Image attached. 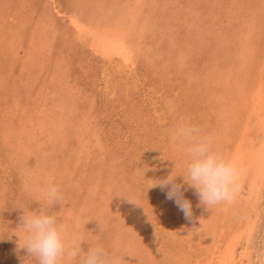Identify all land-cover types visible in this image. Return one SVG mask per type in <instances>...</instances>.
<instances>
[{
  "label": "rangeland",
  "instance_id": "1",
  "mask_svg": "<svg viewBox=\"0 0 264 264\" xmlns=\"http://www.w3.org/2000/svg\"><path fill=\"white\" fill-rule=\"evenodd\" d=\"M91 1L94 2L92 4H97L95 6V12H97L96 9H98V13L103 12L101 13L103 15H99L101 18L106 16V19L108 15L109 17H112L113 15L109 12V8L111 7L108 6V9L104 8L106 3L111 2L112 6L115 8L120 7L121 4L127 5V2L124 0ZM174 1H148L149 6L150 3L154 4V6H150V9L146 10V12L142 14V17L147 14L153 20L150 19V22H146L148 27H146L147 33L144 38H141L139 43H134L137 45L136 49H138V47L140 48V51L136 54L135 64L132 66L133 68H120L118 71H113L107 62H103L99 56L97 57V54L92 53L93 51H91L90 46H87V44L81 40L79 41L76 33L73 31V26L70 24L68 19L69 16L67 14L79 7L77 0H0V74L2 75H0V108L2 109H0V114L3 115H0V264H32L30 260L23 261L26 257L25 250L18 249V237L14 234L17 231L15 228L20 222V214L22 212V209L20 208L37 210L39 207L48 208L47 211L54 212L60 218L62 217V219L66 221L68 220L67 222L71 226L69 233L70 239L76 237L85 240L82 241L83 243L81 242V247L85 249V251L89 247V243H102L103 246L110 251L116 264H206L208 255L217 257L220 251L224 249V244L229 238L228 234L226 235L224 231L229 226H235L233 223L235 222L236 214L238 213L236 209H239L240 207V197L245 195L248 190L250 173L247 174V177H245L246 179L241 181V190L233 202L218 204L211 209H206L204 206L200 205L194 189L188 188L187 191L184 192V196L191 201L192 215L190 218L185 217L184 213L174 203V200L166 198V190L162 191L159 186L151 187V179L166 176L172 170L174 163L175 172H180L182 170L183 155L181 145L180 143L177 145L178 141L175 140L172 135L173 130L179 127V125L196 127L201 135H206L211 139L215 148L220 144L218 150L228 157L231 155L233 145L236 141V130L242 131V127H244L240 116L245 115L248 111L249 103L247 102L249 101V97H251L249 95L258 85L261 84L264 87V69H262L264 62H262V59H264V1ZM225 2L227 3L225 4ZM217 4H219V6H217ZM227 5L229 6V11H225ZM98 6H100L102 10ZM175 6L178 8L177 10ZM185 7L189 9H186ZM197 7L199 8L197 9ZM153 8H155V10ZM248 10L252 11L249 12ZM257 10H259V14ZM111 11L113 12L115 10H112L111 8ZM196 11L199 12L197 15L198 18L195 14ZM215 11L216 13H214ZM230 11L234 13L238 12L237 14H239L238 17L240 18L235 20L236 22L234 21L233 26L226 21L224 22L226 19H221L220 17L222 16V14L220 15L221 12L231 13ZM87 15L90 19H97L95 15ZM216 16H218L219 19ZM235 16L237 17V15ZM252 18L256 23L253 28L249 29L247 25L244 26L241 23H245L244 21L246 19L251 20ZM194 19L198 20L195 21V23H192L194 22ZM226 23L229 26H226ZM43 24L45 25L43 26ZM203 25L209 29L205 30ZM31 27H33L32 30ZM245 32H248L247 35ZM240 36L242 40L243 38L249 39V47H245V44H243L245 41L241 42L242 40L240 39ZM147 37L149 38L147 39ZM177 40L179 41L177 42ZM32 41H35L34 44H38L36 45L38 51L34 50L35 46ZM30 44H32V46ZM235 44L238 46L240 45L241 51H239L238 54L232 52V47ZM241 44L243 45V48ZM31 48L33 52H36L34 56L35 58H32L30 55ZM205 48H208V50ZM28 56L32 59L29 60ZM60 58L61 60H59ZM67 60H69L68 62L70 63H68ZM95 60L97 62H95ZM215 61L216 63H214ZM34 62H37L38 64ZM57 63L59 65H57ZM65 63L67 64L65 65ZM81 63L82 65L84 64L83 66L86 69L83 70V66L79 65ZM36 65L39 66L37 67ZM122 70L126 72V79L121 77L123 75L119 76V72ZM42 75H44V77ZM169 75L171 77H169ZM239 76L242 77V80L241 78L239 79ZM34 77L36 78V81ZM65 77H67V79ZM42 79L44 80L42 81ZM65 79L67 81H65ZM69 79H71V81ZM33 80L35 81L34 83ZM80 80L83 82L81 83ZM92 84L93 86H91ZM135 84H137V86ZM45 89H47V94ZM67 89L70 92H68ZM142 90L143 92H141ZM40 93L43 95L41 96ZM35 94L37 96H35ZM50 94L52 99H50ZM88 95L90 96L88 97ZM47 97L50 98L48 99ZM12 99L15 101H11ZM59 99L61 102H59ZM75 99L78 100L76 101L77 103H75ZM19 100H21L20 104ZM71 100L74 101L73 109H71L72 114L68 115L69 113L65 112L66 117L64 116L63 119H59L57 116L51 114V108H53L52 102H59V106L64 104L67 108ZM156 103H159L160 105H157ZM85 104L86 106H84ZM94 104L97 105L95 106ZM56 112L59 111H54V113ZM7 119L9 121H7ZM74 127L76 128L74 129ZM209 127L211 128L209 129ZM68 128L71 129L73 133L69 131ZM224 128H227L226 133L224 132L221 134L222 136L219 135L218 130ZM6 129H8V132ZM94 132L98 135V139L95 138ZM161 133H163V135ZM36 134L37 136H35ZM16 138L18 140H16ZM10 140L12 142H10ZM25 140H31V142H26ZM56 140L60 141L57 142ZM20 141L23 142L21 143ZM31 144L33 145L31 146ZM24 145L27 148H25ZM7 146L10 147L9 149L11 151H9ZM16 148H20L19 151H15ZM172 149L174 150L172 151ZM101 150H103V152ZM13 151L15 152L13 153ZM25 151H27V153ZM6 152L8 154H6ZM10 152L11 154H9ZM16 152L17 155L15 157ZM132 154L134 156H132ZM63 155L67 159L63 157ZM96 156L98 158H96ZM72 158H74V160H72ZM35 167H37V169L39 167V169L37 170ZM132 167L134 169H132ZM1 171L3 173H1ZM78 173H80V175ZM135 175L138 176L136 177ZM77 176L78 178H76ZM12 177H14V179H12ZM176 179L177 182H179L181 177H177ZM1 181L4 182L2 183ZM49 181L57 184L62 195L64 194L63 197L65 199L63 198L64 200L61 201L63 203L62 205H65L64 207L61 206V202L53 205H46L41 199L40 188ZM8 182L9 184H7ZM18 189L19 191H17ZM76 189L78 191H76ZM64 192H66V194ZM260 203H262L260 208H264V199L260 200ZM223 206H228V208L225 210V207ZM213 210L215 211L213 212ZM14 212L16 213L14 214ZM240 212L243 216L250 217V220H252L253 212H255V210L241 209L240 207ZM159 221H161V223ZM98 223L103 228V232L100 231ZM250 224L253 226H250L251 229H248L251 231L249 239H247L248 237L245 235L236 242L232 260H229L230 264H249L250 249L253 238H256L257 241L261 236L264 238V213L261 214L256 223ZM248 230L245 231L248 233ZM74 231L77 234H75ZM258 232H262V235L260 236ZM190 235L193 237V240L199 239L197 240L199 243H197V241H188L187 237ZM87 237L88 240L86 239ZM211 240H214V244H210ZM140 242L144 245L142 244L140 246ZM155 243L158 246H156ZM151 247H154V249ZM147 249L149 251H147ZM130 252L133 255L129 254ZM133 259H135V261Z\"/></svg>",
  "mask_w": 264,
  "mask_h": 264
},
{
  "label": "bare ground",
  "instance_id": "2",
  "mask_svg": "<svg viewBox=\"0 0 264 264\" xmlns=\"http://www.w3.org/2000/svg\"><path fill=\"white\" fill-rule=\"evenodd\" d=\"M47 1V0H46ZM124 1H126L127 2V5H124V4H121L120 5V7H117V8H115L114 6H112V3L110 2V3H106V5H104V8L105 9H108V6L109 7H111L112 8V10H115V11H111V8H109V12H110V14L112 13L113 15H112V17H109V15H108V17H107V19H106V16H104L103 18H101L100 17V15H103V14H101V13H103V12H101V13H98V9H96V11L97 12H95V6L97 5H95V4H92V3H94V2H92L91 0H77V3H79V7L76 9V10H72L71 11V13H69V14H67L68 16H69V22H70V24L73 26V31L76 33V36H77V38L79 39V41L81 40L82 42H84L85 44H87V46H90V49H91V51H93L92 53H94V54H97V57L99 56L100 58H101V60L103 61V62H107L108 64H109V66H111V69L113 70V71H118L120 68H123V69H127V67L128 68H131L134 64H135V59H136V54L140 51V48L138 47V49H136L137 48V45H135L134 43L135 42H137V43H139L140 42V39L141 38H144V36L146 35V33H147V28L146 27H148L147 25H146V22L147 21H149L150 22V19H152L149 15H147V14H145L146 16H143L142 17V14L144 13V12H146V10H149L150 9V6H154V4H151L150 3V6H149V2L148 1H151V0H124ZM174 1V0H173ZM186 1H188V0H186ZM229 1V0H228ZM254 1V0H253ZM255 1H257V0H255ZM264 1V0H263ZM23 2V1H22ZM90 2V3H89ZM175 2V1H174ZM190 2V1H189ZM214 2V1H213ZM217 2H218V0H217ZM257 2H259V1H257ZM260 2H261V0H260ZM21 3V2H20ZM170 3V2H169ZM193 3V2H192ZM191 3V4H192ZM220 3V2H219ZM227 2H225V4H226ZM255 3V2H254ZM54 4V3H53ZM52 4V5H53ZM101 4V3H100ZM171 4V3H170ZM181 4V3H180ZM228 4H230V3H228ZM260 4V3H259ZM262 4V3H261ZM102 5V4H101ZM111 5V6H110ZM156 5V4H155ZM204 5V4H203ZM264 5V4H263ZM19 6V5H18ZM49 6V5H48ZM170 6H172V5H170ZM195 6H196V4H195ZM217 6H219V4H217ZM240 6H242V5H240ZM239 6V7H240ZM94 7V8H93ZM99 8H100V6H98ZM157 7V6H156ZM211 7V6H210ZM220 7H222V6H220ZM228 7V8H227ZM227 7H225V11H227L228 9H229V6L227 5ZM21 8V7H20ZM159 8V7H158ZM175 8H176V6H175ZM186 8V7H185ZM199 7H197V9H198ZM203 8V7H202ZM26 9V8H25ZM49 9V8H48ZM72 9V8H71ZM101 10H102V8H100ZM154 10H155V8H153ZM178 8H176V10H177ZM186 9H189V8H186ZM233 9V8H232ZM237 9V8H236ZM256 9H257V7H256ZM153 10V11H154ZM174 10V9H173ZM200 10H201V8H200ZM230 10V9H229ZM228 10V11H229ZM88 11V12H87ZM106 11V10H105ZM159 11H161V10H159ZM175 11V10H174ZM187 11V10H186ZM217 11H219V10H217ZM222 11V10H221ZM232 11V10H231ZM230 11V12H231ZM244 11V10H243ZM247 11V10H246ZM249 11V10H248ZM250 11H252V10H250ZM249 11V12H250ZM259 10H257V12H258ZM24 12V11H23ZM254 12V11H253ZM59 13V12H58ZM63 13V12H62ZM61 13V14H62ZM198 13L199 12H195V14H196V17L198 18ZM214 13H216V11L214 12ZM219 13V12H218ZM238 12H236V13H234V12H231V13H227V12H224V13H220V15L222 14V16H220L221 17V19H226V20H224V22L226 21V22H228L229 24H231V26H233L234 24V21L235 20H238V19H240L238 16H239V14H237ZM43 14V13H42ZM87 14H92V15H95L96 17H97V19H90L89 17H88V15ZM100 14V15H99ZM161 14V13H160ZM194 14V15H195ZM258 14H259V12H258ZM58 15V14H57ZM162 15V14H161ZM185 15V14H184ZM235 15H237V17L235 16ZM241 15V14H240ZM250 15H251V13H250ZM99 16V17H98ZM154 16V15H153ZM211 16V15H210ZM247 16V15H246ZM252 16V15H251ZM47 17V16H46ZM53 17V16H52ZM182 17V16H181ZM203 17V16H202ZM216 17H218V16H216ZM260 17V16H259ZM29 18V17H28ZM55 18V17H54ZM94 18V17H93ZM243 18V17H242ZM258 18V17H257ZM35 19V18H34ZM158 19H160V18H158ZM218 19H219V17H218ZM218 19L216 18V20L218 21ZM220 19V20H221ZM245 19V18H244ZM153 20V19H152ZM176 20V19H175ZM175 20H174V22H175ZM198 19H194L193 21L194 22H192V23H195V21H197ZM212 20H213V18H212ZM35 21V20H34ZM47 21V20H46ZM156 21H157V19H156ZM261 21V20H260ZM42 22H44V21H42ZM58 22V21H57ZM236 22V21H235ZM241 22V21H240ZM245 23H243V22H241L244 26L245 25H247L248 27H249V29L250 28H253V26L256 24L254 21H253V18L250 20V19H246L245 21H244ZM15 23V22H14ZM19 23V22H18ZM29 23V22H28ZM63 23V22H62ZM219 23V22H218ZM223 23V22H222ZM221 23V24H222ZM10 24V23H9ZM148 24V23H147ZM168 24H170V23H168ZM184 24V23H183ZM202 24V23H201ZM16 25V24H15ZM21 25V24H20ZM45 24H43V26H44ZM149 25V24H148ZM195 25V24H194ZM225 25V24H224ZM237 25V24H236ZM263 25V24H262ZM32 26V25H31ZM35 26V25H34ZM33 26V27H34ZM189 26V25H188ZM205 25H203V27H204ZM226 26H229V25H227V23H226ZM246 26V27H247ZM33 27H31V30H32V28ZM36 27V26H35ZM52 27V26H51ZM222 27V26H221ZM224 27V26H223ZM238 27V26H237ZM241 27V26H240ZM261 27V26H260ZM3 28V27H2ZM9 28V27H8ZM53 28V27H52ZM60 28V27H59ZM70 28V27H69ZM68 28V29H69ZM178 28V27H177ZM183 28V27H182ZM185 28H186V26H185ZM209 28H210V24H209ZM209 28H206V27H204V29L205 30H208ZM225 28V27H224ZM228 28V27H227ZM235 28V27H234ZM256 28V27H255ZM39 29V28H38ZM223 29V28H222ZM236 29H239V28H236ZM37 30V29H36ZM42 30V29H41ZM44 30H45V28H44ZM50 30V29H49ZM48 30V31H49ZM71 30V29H70ZM154 30V29H153ZM200 30V29H199ZM255 30V29H254ZM259 30V29H258ZM46 31V30H45ZM44 31V32H45ZM155 31V30H154ZM178 31V30H177ZM218 31V30H217ZM216 31V32H217ZM10 32V31H9ZM198 32V31H197ZM228 32H229V30H228ZM20 33H21V31H20ZM35 33V32H34ZM38 33H39V31H38ZM74 33V34H75ZM152 33V32H151ZM223 33V32H222ZM246 33V35H247V33L248 32H245ZM256 33V32H255ZM7 34H8V32H7ZM59 34V33H58ZM72 34V33H71ZM198 34V33H197ZM218 34V33H217ZM225 34V33H224ZM232 34V33H231ZM260 34V33H259ZM67 35V34H66ZM170 35V34H169ZM199 35V34H198ZM221 35V34H220ZM251 35V34H250ZM152 36V35H151ZM232 36V35H231ZM66 37V36H65ZM149 37H147V39H148ZM179 38V37H178ZM195 38H196V36H195ZM235 38V37H234ZM131 39V40H130ZM209 39V38H208ZM240 39H241V36H240ZM37 40V39H36ZM218 40V39H217ZM225 40V39H224ZM242 40V39H241ZM249 39H244L243 38V40L241 41V42H243V41H245V42H243V44H245V47H249V45L250 44H248V41ZM30 41V40H29ZM179 40H177V42H178ZM190 41V40H189ZM208 41V40H207ZM227 41H229V40H227ZM33 42V41H32ZM35 42V41H34ZM34 42H33V44H34ZM153 42V41H152ZM157 42V41H156ZM155 43V42H154ZM200 43V42H199ZM215 43V42H214ZM213 43V44H214ZM219 43V42H218ZM229 43V42H228ZM169 44V43H168ZM203 44V43H202ZM230 44V43H229ZM240 44V43H239ZM31 46H32V44H30ZM36 45H38V44H34V46H35V48L34 47H32V48H34V50L35 51H38V49H36L37 47H36ZM145 45V44H144ZM152 45V44H151ZM206 45H208V44H206ZM212 45V44H211ZM242 45V44H241ZM204 46V45H203ZM210 46V45H209ZM222 46V45H221ZM228 46V45H227ZM253 46V45H252ZM80 47V46H79ZM229 47H230V45H229ZM32 48H31V53H30V55H31V57L32 58H35L34 56H35V51L33 52V50H32ZM73 48V47H72ZM201 48V47H200ZM216 48V47H215ZM219 48V47H218ZM233 51L232 52H235L236 54H238L239 53V51H241L240 50V45L238 46V45H234L233 47ZM242 48H243V45H242ZM257 48V47H256ZM206 49V48H205ZM211 49V48H210ZM78 50V49H77ZM141 50H143V49H141ZM156 50V49H155ZM164 50H165V47H164ZM190 50V49H189ZM193 50V49H192ZM206 50H208V48L206 49ZM216 50V49H215ZM220 50V49H219ZM231 50V49H230ZM246 50V49H245ZM145 51V50H144ZM217 51V50H216ZM29 52V51H28ZM80 52V51H79ZM209 52V51H208ZM207 52V53H208ZM145 53V52H144ZM156 53V52H155ZM191 53V52H190ZM206 53V54H207ZM212 53V52H211ZM29 54V53H28ZM62 54V53H61ZM67 54V53H66ZM70 54V53H69ZM80 54V53H79ZM214 54V53H213ZM216 54H218V53H216ZM80 55H82V54H80ZM208 55V54H207ZM152 56V55H151ZM156 56V55H155ZM211 56H213V55H211ZM29 58V56H28V59L30 60V59H32V58ZM62 57V56H61ZM69 57V56H68ZM76 57V56H75ZM82 57V56H81ZM85 57V56H84ZM88 57H89V55H88ZM90 57H92V56H90ZM96 57V58H97ZM141 57V56H140ZM157 57V56H156ZM182 57V56H181ZM242 57V56H241ZM240 57V58H241ZM245 57V56H244ZM247 57V56H246ZM36 58H37V56H36ZM147 58V57H146ZM83 59V58H82ZM156 59V58H155ZM217 59V58H216ZM238 59V58H237ZM39 60V59H38ZM59 60H61V58L59 59ZM78 60V59H77ZM91 60H93V59H91ZM90 60V61H91ZM152 60V59H151ZM210 60V59H209ZM214 60V59H213ZM245 60V59H244ZM248 60V59H247ZM258 60V59H257ZM33 61V60H32ZM63 61V60H62ZM65 61H66V59H65ZM69 60H67V62H68ZM71 61V60H70ZM72 61H73V59H72ZM85 61H86V59H85ZM89 61V62H90ZM94 61V60H93ZM100 61V60H99ZM228 61V60H227ZM240 61H242V60H240ZM264 61V59H262V62ZM39 62H40V60H39ZM44 62V61H43ZM74 62V61H73ZM84 62V61H83ZM82 62V63H83ZM87 62V61H86ZM95 62H97L96 60H95ZM141 62H143V61H141ZM34 63H36V64H38L37 62H34ZM42 63V62H41ZM40 63V64H41ZM68 63H70V62H68ZM75 63V62H74ZM78 63V62H77ZM76 63V64H77ZM82 63L81 64H79V65H82ZM99 63V62H98ZM148 63V62H147ZM182 63V62H181ZM200 63V62H199ZM214 63H216V61L214 62ZM221 63V62H220ZM231 63V62H230ZM239 63V62H238ZM39 64V65H40ZM52 64V63H51ZM67 63H65V65H66ZM92 64V63H91ZM96 64V63H95ZM112 64H115V65H112ZM148 64H150V63H148ZM147 64V65H148ZM157 64V63H156ZM188 64V63H187ZM204 64H206V63H204ZM225 64V63H224ZM247 64H248V62H247ZM38 65V66H39ZM53 65V64H52ZM57 65H59L58 63H57ZM61 65V64H60ZM63 65V64H62ZM72 65V64H71ZM70 65V66H71ZM84 65V64H83ZM82 65V66H83ZM222 65V64H221ZM239 65V64H238ZM37 66V65H36ZM35 66V67H36ZM37 66V67H38ZM41 66V65H40ZM69 66V67H70ZM73 66V65H72ZM76 66V65H75ZM87 66V65H86ZM91 66V65H90ZM219 66V65H218ZM257 66V65H256ZM67 67V66H66ZM65 67V68H66ZM149 67V66H148ZM155 67V66H154ZM179 67V66H178ZM198 67V66H197ZM240 67V66H239ZM52 68V67H51ZM64 68V67H63ZM68 68V67H67ZM70 68H72V67H70ZM81 68V67H80ZM99 68V67H98ZM133 68V67H132ZM187 68V67H186ZM221 68V67H220ZM226 68H227V66H226ZM36 69V68H35ZM84 69H86V68H84V66H83V70ZM91 69V68H90ZM101 69H102V66H101ZM100 69V70H101ZM175 69V68H174ZM262 69H264V62H263V65H262ZM69 70V69H68ZM68 70H67V72H68ZM71 70V69H70ZM79 70V69H78ZM82 70V69H81ZM82 70V71H83ZM129 70V69H128ZM143 70V69H142ZM188 70V69H187ZM259 70H260V68H259ZM21 71V70H20ZM37 71V70H36ZM36 71H34V72H36ZM39 71V70H38ZM58 71V70H57ZM56 71V72H57ZM66 71V70H65ZM81 71V72H82ZM94 71V70H93ZM96 71V70H95ZM105 71V70H104ZM199 71V70H198ZM92 72V71H91ZM142 72V71H141ZM140 72V73H141ZM155 72V71H154ZM170 72H171V70H170ZM177 72V71H176ZM73 73V72H72ZM77 73V72H76ZM125 71H120L119 72V76H121V75H123V76H121V77H123L124 79H126L127 78V76H125ZM156 73V72H155ZM172 73V72H171ZM3 74V73H2ZM16 74V73H15ZM36 74V73H35ZM82 74V73H81ZM86 74V73H85ZM166 74V73H165ZM164 74V75H165ZM179 74V73H178ZM223 74V73H222ZM260 74V73H259ZM1 75V74H0ZM6 75V74H5ZM45 75V74H44ZM44 75H42L43 77H44ZM68 75V74H67ZM74 75V74H73ZM83 75H84V72H83ZM89 75V74H88ZM156 75V74H155ZM168 75V74H167ZM227 75V74H226ZM226 75H222V76H226ZM2 76V75H1ZM38 76V75H37ZM61 76V75H60ZM157 76V75H156ZM183 76V75H182ZM55 77V76H54ZM62 77V76H61ZM72 77V76H71ZM83 77V76H82ZM158 77V76H157ZM162 77V76H161ZM169 77H171L170 75H169ZM238 77V76H237ZM35 78V77H34ZM38 78V77H37ZM66 79H67V77H65ZM79 78V77H78ZM80 78H81V75H80ZM79 78V79H80ZM85 78V77H84ZM87 78V77H86ZM130 78V77H129ZM168 78V77H167ZM226 78V77H225ZM241 78V80H242V77H240L239 76V79ZM2 79H3V77H2ZM4 79H5V77H4ZM14 79V78H13ZM58 79V78H57ZM65 79V81H67ZM74 79V78H73ZM89 79V78H88ZM107 79V78H106ZM133 79V78H132ZM157 79V78H156ZM161 79V78H160ZM163 79V78H162ZM181 79V78H180ZM202 79V78H201ZM7 80V79H6ZM5 80V81H6ZM44 79H42V81H43ZM62 80V79H61ZM70 81H71V79H69ZM84 80V79H83ZM137 80H138V78H137ZM164 80V79H163ZM35 81H36V78H35ZM34 80H33V83L35 82ZM49 81H51V80H49ZM55 81V80H54ZM81 81V80H80ZM123 81V80H122ZM156 81V80H155ZM3 82V81H2ZM12 82V81H11ZM38 82V81H37ZM55 82H57V81H55ZM83 81H81V83H82ZM164 82V81H163ZM211 82V81H210ZM24 83V82H23ZM43 83V82H42ZM47 83V82H46ZM66 83V82H65ZM71 83V82H70ZM87 83H88V81H87ZM16 84V83H15ZM48 84V83H47ZM56 84V83H55ZM58 84V83H57ZM61 84V83H60ZM67 84V83H66ZM86 84V83H85ZM91 84V83H90ZM133 84V83H132ZM258 84V83H257ZM45 85V84H44ZM125 85V84H124ZM136 86H137V84H135ZM153 85V84H152ZM172 85V84H171ZM181 85V84H180ZM196 85V84H195ZM59 86V85H58ZM80 86V85H79ZM82 86V85H81ZM87 86V85H86ZM91 86H93V84L91 85ZM33 87V86H32ZM46 87V86H45ZM98 87V86H97ZM181 87V86H180ZM43 88V87H42ZM63 88V87H62ZM66 88V87H65ZM77 88V87H76ZM135 88V87H134ZM137 88V87H136ZM168 88V87H167ZM31 89V88H30ZM57 89V88H56ZM64 89V88H63ZM90 89V88H89ZM140 89V88H139ZM46 90L47 89H45V92H46ZM53 90V89H52ZM58 90V89H57ZM74 90V89H73ZM77 90V89H76ZM7 91H8V89H7ZM28 91V90H27ZM38 91V90H37ZM67 91L68 92H70L68 89H67ZM79 91V90H78ZM85 91V90H84ZM83 91V92H84ZM88 91H90V90H88ZM87 91V92H88ZM146 91V90H145ZM180 91H182V90H180ZM19 92V91H18ZM50 92V91H49ZM110 92H113V91H110ZM132 92H133V89H132ZM141 92H143V90L141 91ZM169 92V91H168ZM171 92V91H170ZM217 92V91H216ZM28 93V92H27ZM38 93V92H37ZM44 93V92H43ZM95 93V92H94ZM183 93V92H182ZM25 94V93H24ZM32 94V93H31ZM41 94V93H40ZM45 94V93H44ZM46 94H47V92H46ZM57 94V93H56ZM86 94V93H85ZM112 94V93H111ZM137 94V93H136ZM207 94V93H206ZM43 94H41V96H42ZM119 95V94H118ZM128 95V94H127ZM154 95V94H153ZM30 96V95H29ZM35 96H37L36 94H35ZM66 96V95H65ZM80 96V95H79ZM90 95H88V97H89ZM93 96V95H92ZM151 96V95H150ZM249 96H251V97H249V101L247 102V103H249L248 104V111H247V113L245 114V115H241L240 116V118L242 119V125L244 126V127H242V131H237L236 130V141H235V143H234V145H233V148H232V151H231V155L229 156V158H231L236 164H237V166H238V168L240 169V172H241V181L242 180H244V179H246L245 177H247V174L248 173H250V178H249V180H248V190H247V192H246V194L245 195H243L242 197H240L241 199H239L240 201H239V203H240V207H241V209L243 208V209H247V210H249V209H252V210H255V212H253V216H252V220H250V217H247V216H243V214L240 212V207H239V209H236L237 210V214H236V220H235V222L233 223V225H235L234 227H232V226H229L227 229H225V231H224V233H226V235L228 234V239H227V241H226V243L224 244V249L223 250H221L220 251V253H219V255H217V257H214V256H209L208 255V258L206 259V261H207V263L206 264H230V261L232 260V255H233V251H234V249H235V244H236V242L238 241V240H240V238L241 237H244L245 235H246V237H248L247 239H249V234L251 233V231L250 230H248V229H251V227L253 226V225H251L250 223H256L257 222V220H258V218H260V216H261V214L262 213H264V208H260V205L262 204V203H260V200H263L264 199V87H263V85H258L251 93H250V95ZM45 97V96H44ZM51 97V98H50ZM50 97H47L48 99L50 98V99H52V96H51V94H50ZM148 97H149V95H148ZM32 98H33V96H32ZM46 98V99H47ZM77 98V97H76ZM156 98V97H155ZM154 98V99H155ZM207 98V97H206ZM243 98H245V97H243ZM21 99V98H20ZM71 99H72V97H71ZM79 99V98H78ZM88 99V98H87ZM120 99V98H119ZM147 99H149V98H147ZM14 99H12L11 101H13ZM31 100V99H30ZM35 100V99H34ZM38 100V99H37ZM55 100V99H54ZM60 100V99H59ZM74 100V99H73ZM73 100H71V102L69 103V105L67 106V108H66V105H64V104H62V106H59V102H61V100L59 101V102H55V104H54V102H52V106H53V108H51V114H53V116H57V118H59V119H63L64 118V116L66 117V114H65V112H68L69 114L68 115H70V114H72L71 112H72V110L71 109H73V106H74V101ZM92 100V99H91ZM95 100V99H94ZM213 100V99H212ZM2 101H4V100H2ZM15 101V100H14ZM20 101L21 100H19V104H20ZM36 101V100H35ZM47 101V100H46ZM76 101H78V100H76L75 99V103H77ZM96 101V100H95ZM139 101V100H138ZM152 101V100H151ZM175 101V100H174ZM7 102V101H6ZM51 102V101H50ZM66 102H68V101H66ZM80 102V101H79ZM78 102V103H79ZM156 102H157V100H156ZM8 103V102H7ZM15 103V102H14ZM65 103V102H64ZM83 103H84V101H83ZM140 103V102H139ZM48 104V103H47ZM80 104V103H79ZM134 104V103H133ZM132 104V105H133ZM142 104V103H141ZM153 104V103H152ZM157 104V103H156ZM174 104V103H173ZM10 105V104H9ZM23 105V104H22ZM44 105V104H43ZM49 105V104H48ZM82 105V104H81ZM95 105V104H94ZM97 105V104H96ZM95 105V106H96ZM99 105V104H98ZM150 105V104H149ZM157 105H160L159 103L157 104ZM156 105V106H157ZM208 105H210V104H208ZM25 106V105H24ZM84 106H86V104L84 105ZM90 106V105H89ZM92 106V105H91ZM168 106V105H167ZM10 107H11V105H10ZM16 107H17V105H16ZM15 107V108H16ZM37 107V106H36ZM42 107V106H41ZM40 107V108H41ZM94 107V106H93ZM148 107V106H147ZM158 107V106H157ZM174 107V106H173ZM177 107V106H176ZM212 107V106H211ZM12 108V107H11ZM19 108V107H18ZM154 108V107H153ZM1 109V108H0ZM14 109V108H13ZM20 109V108H19ZM30 109V108H29ZM94 109V108H93ZM177 109V108H176ZM224 109V108H223ZM2 110V109H1ZM43 110V109H42ZM59 111V112H56V113H54V111ZM31 111V110H30ZM29 111V112H30ZM39 111V110H38ZM74 111V110H73ZM91 111V110H90ZM181 111H183V110H181ZM186 111V110H185ZM246 111V110H245ZM87 112V111H86ZM148 112V111H147ZM178 112V111H177ZM11 113V112H10ZM16 113V112H15ZM24 113V112H23ZM33 113V112H32ZM83 113V112H82ZM163 113V112H162ZM35 114V113H34ZM65 114V115H64ZM78 114V113H77ZM136 114V113H135ZM155 114V113H154ZM0 115H2V114H0ZM16 115V114H15ZM18 115V114H17ZM41 115V114H40ZM156 115V114H155ZM208 115H209V113H208ZM3 116V115H2ZM31 116V115H30ZM45 116V115H44ZM79 116H80V114H79ZM86 116V115H85ZM139 116V115H138ZM137 116V117H138ZM91 117V116H90ZM93 117V116H92ZM208 117V116H207ZM4 118V117H3ZM35 118V117H34ZM86 118V117H85ZM99 118V117H98ZM106 118V117H105ZM114 118V117H113ZM160 118V117H159ZM181 118V117H180ZM25 119V118H24ZM27 119V118H26ZM55 119V118H54ZM75 119V118H74ZM91 119V118H90ZM137 119V118H136ZM153 119V118H152ZM163 119V118H162ZM18 120V119H17ZM69 120H70V118H69ZM7 121H9L8 119H7ZM11 121V120H10ZM15 121H16V119H15ZM80 121V120H79ZM92 121V120H91ZM137 121V120H136ZM152 121V120H151ZM206 121V120H205ZM208 121V120H207ZM235 121V120H234ZM57 122V121H56ZM99 122V121H98ZM157 122V121H156ZM203 122V121H202ZM210 122V121H209ZM13 123H15V122H13ZM42 123V122H41ZM59 123V122H58ZM93 123V122H92ZM91 123V124H92ZM105 123V122H104ZM194 123V122H193ZM199 123V122H198ZM1 124V123H0ZM40 124V123H39ZM57 124V123H56ZM62 124V123H61ZM15 125V124H14ZM59 125H60V123H59ZM75 125V124H74ZM103 125V124H102ZM108 125V124H107ZM137 125H139V124H137ZM237 125H239V124H237ZM12 126V125H11ZM34 126V125H33ZM39 126V125H38ZM41 126V125H40ZM43 126V125H42ZM82 126V125H81ZM88 126V125H87ZM93 126V125H92ZM115 126V125H114ZM180 126V125H179ZM199 126V125H198ZM211 126V125H210ZM240 126V125H239ZM1 127V126H0ZM28 127V126H27ZM44 127V126H43ZM42 127V128H43ZM101 127V126H100ZM9 128V127H8ZM15 128V127H14ZM76 127H74V129H75ZM91 128V127H90ZM99 128V127H98ZM97 128V129H98ZM104 128V127H103ZM114 128V127H113ZM211 127H209V129H210ZM2 129H4V128H2ZM29 129V128H28ZM40 129V128H39ZM69 129V128H68ZM7 130V132H8V129H6ZM5 130V131H6ZM19 130V129H18ZM31 130H32V128H31ZM63 130V129H62ZM129 130V129H128ZM163 130H164V128H163ZM162 130V131H163ZM170 130V129H169ZM200 130V129H199ZM12 131V130H11ZM43 131V130H42ZM47 131V130H46ZM58 131H59V129H58ZM58 131H57V133H58ZM69 131H71L72 132V130L71 129H69ZM68 131V132H69ZM92 131V130H91ZM95 131V130H94ZM115 131V130H114ZM123 131V130H122ZM140 131V130H139ZM161 131V132H162ZM174 131V130H173ZM226 131H227V128H224V129H221V130H218V134L219 135H221V134H223L224 132L226 133ZM6 132V133H7ZM10 132V131H9ZM19 132V131H18ZM22 132H23V130H22ZM164 132V131H163ZM166 132V131H165ZM172 132V131H171ZM211 132H213V131H211ZM40 133H41V130H40ZM46 133V132H45ZM70 133V132H69ZM73 133V132H72ZM93 133V132H92ZM95 133V132H94ZM167 133V132H166ZM9 134V133H8ZM17 134V133H16ZM43 134V133H42ZM49 134V133H48ZM63 134V133H62ZM65 134H66V132H65ZM144 134H145V132H144ZM162 135H163V133H161ZM18 135V134H17ZM16 135V136H17ZM39 135V134H38ZM44 135V134H43ZM26 136V135H25ZM32 136V135H31ZM35 136H37V134L35 135ZM46 136H48V135H46ZM58 136H60V135H58ZM94 136H95V138L96 139H98V135L95 133L94 134ZM109 136V135H108ZM216 136V135H215ZM222 136V135H221ZM18 137V136H17ZM23 137V136H22ZM30 137V136H29ZM42 137V136H41ZM50 137V136H49ZM76 137V136H75ZM86 137V136H85ZM127 137V136H126ZM125 137V138H126ZM158 137V136H157ZM168 137V136H167ZM18 138H20V137H18ZM94 138V139H95ZM102 138V137H101ZM161 138V137H160ZM23 139H25V138H23ZM50 139V138H49ZM51 139H52V135H51ZM50 139V140H51ZM54 139V138H53ZM103 139V138H102ZM16 140H18L17 138H16ZM22 140V139H21ZM38 140V139H37ZM58 140V139H57ZM56 140V141H57ZM76 140V139H75ZM125 140V139H124ZM135 140V139H134ZM156 140V139H155ZM163 140V139H162ZM161 140V141H162ZM212 140H214V139H212ZM26 141V140H25ZM28 141V140H27ZM26 141V142H27ZM34 141V140H33ZM54 141V140H53ZM56 141H55V143H56ZM60 141V140H59ZM59 141H57V142H59ZM66 141V140H65ZM84 141V140H83ZM172 141V140H171ZM215 141V140H214ZM217 141V140H216ZM10 142H12L11 140H10ZM21 142V141H20ZM23 142V141H22ZM21 142V143H22ZM28 142H31V140L30 141H28ZM35 142V141H34ZM44 142H46V141H44ZM67 142V141H66ZM76 142H77V140H76ZM4 143V142H3ZM15 143H17V142H15ZM21 143H20V145H21ZM37 143V142H36ZM41 143V142H40ZM63 143V142H62ZM79 143V142H78ZM96 143V142H95ZM136 143V142H135ZM19 144V143H18ZM29 144V143H28ZM39 144V143H38ZM60 144V143H59ZM99 144V143H98ZM103 144V143H102ZM164 144V143H163ZM168 144V143H167ZM215 144V143H214ZM2 145H4V144H2ZM23 145V144H22ZM26 145V144H25ZM24 145V146H25ZM33 144H31V146H32ZM40 145V144H39ZM50 145V144H49ZM61 145V144H60ZM80 145V144H79ZM147 145H149V144H147ZM158 145V144H157ZM177 145H179V142H178V144ZM176 145V146H177ZM220 145V144H219ZM219 145H218V147H219ZM6 146V145H5ZM12 146V145H11ZM24 146H23V148H24ZM29 146V145H28ZM53 146V145H52ZM151 146V145H150ZM223 146V145H222ZM8 147V146H7ZM100 147V146H99ZM102 147V146H101ZM218 147H216V149H219ZM10 147H8V149H9ZM15 148V147H14ZM21 148V147H20ZM20 148H16L15 149V151L16 150H18L19 151V149ZM25 148H27L26 146H25ZM32 148V147H31ZM51 148V147H50ZM57 148V147H56ZM61 148V147H60ZM67 148V147H66ZM105 148V147H104ZM143 148H144V146H143ZM43 149V148H42ZM68 149V148H67ZM78 149V148H77ZM89 149V148H88ZM100 149V148H99ZM102 149V148H101ZM147 149V148H146ZM153 149V148H152ZM26 150H29V149H26ZM37 150V149H36ZM45 150V149H44ZM47 150V149H46ZM51 150V149H50ZM62 150V149H61ZM164 150V149H163ZM174 149H172V151H173ZM221 150V149H220ZM4 151V150H3ZM9 151H11L10 149H9ZM15 151H13V153L15 152ZM39 151V150H38ZM64 151V150H63ZM91 151V150H90ZM102 152H103V150H101ZM143 151V150H142ZM166 151V150H165ZM164 151V152H165ZM179 151V150H178ZM178 151H176V152H178ZM5 152V151H4ZM3 152V153H4ZM8 152V151H7ZM6 152V154H8ZM26 153H27V151H25ZM37 152V151H36ZM42 152V151H41ZM55 152V151H54ZM66 152H67V150H66ZM65 152V153H66ZM79 152V151H78ZM105 152H107V151H105ZM104 152V153H105ZM141 152V151H140ZM160 152H161V150H160ZM159 152V153H160ZM21 153H22V150H21ZM48 153H49V151H48ZM51 153V152H50ZM108 153V152H107ZM106 153V154H107ZM181 153V152H180ZM9 154H11V152L9 153ZM29 154V153H28ZM38 154V153H37ZM62 154V153H61ZM77 154V153H76ZM105 154V155H106ZM163 154V153H162ZM13 155V154H12ZM16 155H17V152H16V154H15V157H16ZM53 155V154H52ZM55 155H57V154H55ZM65 155V154H64ZM63 155V157H65ZM67 155V154H66ZM78 155V154H77ZM100 155V154H99ZM164 155H165V153H164ZM169 155V154H168ZM6 156V155H5ZM7 156H9V155H7ZM70 156V155H69ZM72 156H73V153H72ZM85 156V155H84ZM103 156V155H102ZM108 156V155H107ZM132 156H134L133 154H132ZM153 156V155H152ZM160 156H161V154H160ZM174 156V155H173ZM12 157V156H11ZM10 157V158H11ZM29 157V156H28ZM42 157V156H41ZM57 157V156H56ZM164 157V156H163ZM167 157V156H166ZM14 158V157H13ZM20 158V157H19ZM59 158V157H58ZM66 158V157H65ZM88 158V157H87ZM96 158H98L97 156H96ZM103 158V157H102ZM118 158V157H117ZM152 158V157H151ZM168 158V157H167ZM17 159V158H16ZM23 159H25V158H23ZM30 159V158H29ZM39 159V158H38ZM42 159H43V157H42ZM47 159V158H46ZM67 159V158H66ZM109 159V158H108ZM107 159V160H108ZM159 159H160V157H159ZM21 160V159H20ZM36 160V159H35ZM71 160V159H70ZM72 160H74V158H72ZM71 160V161H72ZM98 160V159H97ZM141 160V159H140ZM152 160V159H151ZM176 160V159H175ZM1 161V160H0ZM62 161H64V160H62ZM62 161H60V162H62ZM154 161V160H153ZM152 161V162H153ZM161 161V160H160ZM180 161V160H179ZM22 162V161H21ZM27 162V161H26ZM162 162V161H161ZM4 163V162H3ZM45 163H46V161H45ZM154 163H155V161H154ZM157 163V162H156ZM113 164V163H112ZM127 164V163H126ZM125 164V165H126ZM170 164H172V163H170ZM7 165V164H6ZM27 165H30V164H27ZM43 165V164H42ZM154 165V164H153ZM163 165H164V163H163ZM167 165V164H166ZM40 166V165H39ZM92 166V165H91ZM168 166V165H167ZM166 166V167H167ZM3 167V166H2ZM12 167V166H11ZM24 167V166H23ZM31 167V166H30ZM112 167V166H111ZM127 167V166H126ZM154 167V166H153ZM157 167V166H156ZM155 167V168H156ZM174 167V166H173ZM4 168V167H3ZM73 168V167H72ZM35 169H37V167H35ZM38 169H39V167H38ZM37 169V170H38ZM74 169V168H73ZM78 169V168H77ZM80 169V168H79ZM132 169H134L133 167H132ZM154 169V168H153ZM159 169V168H158ZM1 170V169H0ZM41 170V169H40ZM40 170H39V172H40ZM139 170V169H138ZM142 170V169H141ZM3 171V170H2ZM1 171V173H3ZM34 171V170H33ZM43 171V170H42ZM76 171V170H75ZM143 171V170H142ZM160 171V170H159ZM164 171V170H163ZM162 171V172H163ZM166 171H167V169H166ZM169 171V170H168ZM176 171H178V170H176ZM47 172V171H46ZM45 172V173H46ZM50 172V171H49ZM71 172H73V171H71ZM71 172H69V173H71ZM133 172V171H132ZM5 173V172H4ZM18 173H19V171H18ZM17 173V174H18ZM33 173V172H32ZM127 173V172H126ZM130 173V172H129ZM144 173V172H143ZM161 173V172H160ZM9 174V173H8ZM60 174V173H59ZM68 174V173H67ZM79 175H80V173H78ZM78 174H76V175H78ZM106 174V173H105ZM155 174V173H154ZM73 175V174H72ZM78 175V176H79ZM87 175H88V173H87ZM131 175V174H130ZM46 176H48V175H46ZM67 176H69V175H67ZM66 176V177H67ZM78 176L76 177V178H78ZM136 176V175H135ZM138 176V175H137ZM136 176V177H137ZM6 177H7V174H6ZM17 177V176H16ZM20 177V176H19ZM40 177V176H39ZM92 177V176H91ZM107 177V176H106ZM140 177H142V176H140ZM5 178V177H4ZM26 178V177H25ZM47 178V177H46ZM79 178H81V177H79ZM87 178V177H86ZM112 178V177H111ZM130 178V177H129ZM132 178V177H131ZM2 179H3V177H2ZM12 179H14V177H12ZM19 179V178H18ZM42 179V178H41ZM69 179V178H68ZM83 179H84V177H83ZM121 179V178H120ZM5 180H6V178H5ZM39 180V179H38ZM73 180H75V179H73ZM81 180V179H80ZM96 180V179H95ZM143 180V179H142ZM15 181V180H14ZM23 181V180H22ZM70 181V180H69ZM78 181H79V179H78ZM82 181V180H81ZM127 181V180H126ZM2 182V181H1ZM4 182V181H3ZM2 182V183H3ZM68 182V181H67ZM73 182V181H72ZM77 182V181H76ZM84 182V181H83ZM141 182V181H140ZM38 183H40V182H38ZM57 183V182H56ZM116 183V182H115ZM119 183V182H118ZM7 184H9V182L7 183ZM34 184V183H33ZM78 184H79V182H78ZM101 184V183H100ZM109 184V183H108ZM125 184V183H124ZM144 184H145V182H144ZM147 184V183H146ZM5 185V184H4ZM70 185H71V183H70ZM76 185V184H75ZM86 185H87V183H86ZM116 185V184H115ZM118 185V184H117ZM131 185V184H130ZM2 186V185H1ZM88 186V185H87ZM102 186V185H101ZM100 186V187H101ZM112 186V185H111ZM3 187V186H2ZM29 187V186H28ZM107 187V186H106ZM135 187H136V185H135ZM138 187V186H137ZM144 187V186H143ZM22 188V187H21ZM29 188H31V187H29ZM123 188V187H122ZM149 188V187H148ZM84 189V188H83ZM92 189V188H91ZM102 189V188H101ZM107 189V188H106ZM127 189V188H126ZM129 189V188H128ZM4 190V189H3ZM8 190V189H7ZM10 190V189H9ZM148 190V189H147ZM17 191H19V189L17 190ZM25 191V190H24ZM76 191H78L77 189H76ZM100 191V190H99ZM119 191V190H118ZM138 191V190H137ZM192 191V190H191ZM3 192V191H2ZM67 192V191H66ZM66 192H64L65 194H66ZM69 192V191H68ZM83 192V191H82ZM86 192V191H85ZM148 192V191H147ZM101 193V192H100ZM106 193V192H105ZM3 194V193H2ZM33 194V193H32ZM74 194V193H73ZM76 194V193H75ZM90 194V193H89ZM97 194V193H96ZM144 194V193H143ZM151 194V193H150ZM191 194H192V192H191ZM33 195H35V194H33ZM69 195V194H68ZM67 195V196H68ZM161 195V194H160ZM190 195V194H189ZM5 196V195H4ZM63 196H64V194H63ZM66 196V197H67ZM91 196V195H90ZM94 196V195H93ZM192 196V195H191ZM196 196V195H195ZM1 197V196H0ZM19 197H21V196H19ZM119 197V196H118ZM152 197V196H151ZM64 198V197H63ZM103 198V197H102ZM131 198V197H130ZM65 199V198H64ZM63 199V200H64ZM81 199V198H80ZM236 199V198H235ZM68 200V199H67ZM70 200V199H69ZM74 200V199H73ZM82 200V199H81ZM15 201V200H14ZM259 201V202H258ZM22 202H23V200H22ZM128 202V201H127ZM138 202V201H137ZM153 202V201H152ZM59 203V202H58ZM73 203V202H72ZM71 203V204H72ZM155 203V202H154ZM160 203V202H159ZM17 204V203H16ZM63 203L61 202V206H63L62 205ZM65 204V203H64ZM75 204H77V203H75ZM81 204V203H80ZM150 204V203H149ZM198 204V203H197ZM30 205H31V203H30ZM161 205V204H160ZM227 205V204H226ZM17 206V205H16ZM60 206V207H61ZM65 206V205H64ZM63 206V207H64ZM78 206V205H77ZM150 206V205H149ZM223 207H225V206H223ZM116 208V207H115ZM215 208H217V207H215ZM220 208V207H219ZM222 208V207H221ZM226 208H228V206L227 207H225V210H226ZM230 208H231V205H230ZM48 209V208H47ZM47 209L45 208V210L47 211ZM51 209V208H50ZM65 209V208H64ZM63 209V210H64ZM70 209V208H69ZM160 209V208H159ZM224 209V208H223ZM233 209V208H232ZM52 210H54V209H52ZM116 210V209H115ZM143 210V209H142ZM150 210V209H149ZM177 210V209H176ZM234 210V209H233ZM15 211V210H14ZM17 211V210H16ZM157 211H158V209H157ZM178 211V210H177ZM210 211V210H209ZM215 210H213V212H214ZM235 211V210H234ZM236 212V211H235ZM249 212V211H248ZM13 213V212H12ZM16 212H14V214H15ZM54 213V212H53ZM69 213V212H68ZM81 213H82V210H81ZM151 213V212H150ZM155 213V212H154ZM160 213V212H159ZM250 213V212H249ZM13 214V215H14ZM19 214V213H18ZM156 214V213H155ZM162 214V213H161ZM219 214V213H218ZM72 215V214H71ZM70 215V216H71ZM15 216V215H14ZM117 216V215H116ZM125 216H126V214H125ZM152 216V215H151ZM157 216V215H156ZM92 217V216H91ZM147 217V216H146ZM149 217H150V215H149ZM148 217V218H149ZM159 217V216H158ZM162 217H163V215H162ZM7 218V217H6ZM9 218H10V216H9ZM12 218V217H11ZM62 218V217H61ZM73 218V217H72ZM140 218V217H139ZM153 218V217H152ZM161 218V217H160ZM204 218V217H203ZM218 218V217H217ZM129 219H130V217H129ZM155 219H156V217H155ZM224 219V218H223ZM8 220V219H7ZM73 220H74V218H73ZM76 220V219H75ZM140 220V219H139ZM158 220V219H157ZM213 220V219H212ZM217 220V219H216ZM220 220V219H219ZM1 221V220H0ZM10 221V220H9ZM68 221V220H67ZM78 221V220H77ZM164 221V220H163ZM162 221V222H163ZM222 221V220H221ZM233 221V220H232ZM263 221V220H262ZM73 222V221H72ZM79 222V221H78ZM138 222V221H137ZM150 222V221H149ZM160 223H161V221H159ZM10 223V222H9ZM74 223V222H73ZM77 223V222H76ZM129 223V222H128ZM164 223V222H163ZM175 223V222H174ZM224 223V222H223ZM13 224V223H12ZM75 224V223H74ZM94 224V223H93ZM116 224V223H115ZM119 224V223H118ZM130 224V223H129ZM227 224H228V222H227ZM2 225V224H1ZM80 225V224H79ZM131 225V224H130ZM149 225H150V223H149ZM157 225H158V223H157ZM161 225V224H160ZM179 225V224H178ZM220 225V224H219ZM257 225H258V223H257ZM9 226H10V224H9ZM76 226H78V225H76ZM81 226V225H80ZM153 226V225H152ZM251 226V227H250ZM14 227V226H13ZM139 227V226H138ZM157 227V226H156ZM170 227V226H169ZM176 227H178V226H176ZM213 227V226H212ZM2 228V227H1ZM82 228V227H81ZM131 228V227H130ZM162 228V227H161ZM214 228V227H213ZM76 229V228H75ZM140 229V228H139ZM151 229V228H150ZM154 229V228H153ZM209 229V228H208ZM207 229V230H208ZM12 230V229H11ZM10 230V231H11ZM218 230V229H217ZM245 230H248V233L245 231ZM76 231V230H75ZM74 231V232H75ZM135 231V230H134ZM153 231H155V230H153ZM162 231V230H161ZM200 231V230H199ZM216 231V230H215ZM219 231V230H218ZM259 231V230H258ZM262 231H263V229H262ZM73 232V233H74ZM97 232V231H96ZM145 232V231H144ZM148 232V231H147ZM159 232V231H158ZM205 232V231H204ZM94 233V232H93ZM115 233V232H114ZM135 233V232H134ZM155 233V232H154ZM166 233V232H165ZM212 233V232H211ZM218 233V232H217ZM222 233V232H221ZM220 233V234H221ZM262 233V232H261ZM261 233H259L258 232V234H260V236L262 235ZM10 234H12V233H10ZM75 234H77L76 232H75ZM159 234V233H158ZM206 234V233H205ZM223 234V233H222ZM8 235H9V233H8ZM125 235V234H124ZM134 235V234H133ZM139 235V234H138ZM142 235V234H141ZM144 235V234H143ZM151 235V234H150ZM167 235V234H166ZM207 235V234H206ZM223 235H225V234H223ZM4 236V235H3ZM125 236H127V235H125ZM140 236V235H139ZM152 236V235H151ZM161 236V235H160ZM202 236H203V234H202ZM201 236V237H202ZM219 236V235H218ZM92 237V236H91ZM90 237V238H91ZM141 237V236H140ZM153 237V236H152ZM206 237V236H205ZM262 237V236H261ZM261 237H260V239H261ZM133 238V237H132ZM206 238H208V237H206ZM215 238V237H214ZM263 238V237H262ZM2 239V238H1ZM87 240H88V237L86 238ZM147 239V238H146ZM187 239H188V241H190L191 240V242L192 241H197V240H199V239H196V240H193V237L190 235V236H188L187 237ZM246 239V240H247ZM6 240V239H5ZM83 240V239H82ZM164 240H165V238H164ZM167 240V239H166ZM140 241H142V240H140ZM151 241V240H150ZM156 241V240H155ZM89 242H90V240H89ZM93 242V241H92ZM145 242V241H144ZM175 242V241H174ZM6 243V242H5ZM83 243V242H82ZM141 244H140V246L143 244L142 242H140ZM148 243V242H147ZM197 243H199V241H197ZM125 244V243H124ZM156 244V243H155ZM210 244H214V240H211V242H210ZM9 245V244H8ZM7 245V246H8ZM144 245V244H143ZM146 245H148V244H146ZM163 245V244H162ZM156 246H158L157 244H156ZM171 246V245H170ZM137 247V246H136ZM162 247V246H161ZM152 248V247H151ZM167 248V247H166ZM188 248V247H187ZM112 249V248H111ZM138 249V248H137ZM136 249V250H137ZM143 249H144V247H143ZM152 249H154V247L152 248ZM168 249V248H167ZM14 250V249H13ZM20 250V249H19ZM85 250V249H84ZM129 250V249H128ZM134 250V249H133ZM132 250V251H133ZM141 250H142V248H141ZM145 250V249H144ZM190 250V249H189ZM251 250V249H250ZM147 251H149L148 249H147ZM164 251V250H163ZM13 252V251H12ZM122 252V251H121ZM129 252V251H128ZM154 252H155V250H154ZM21 253V252H20ZM125 253V252H124ZM141 253H143V252H141ZM166 253V252H165ZM208 253V252H207ZM238 253V252H237ZM120 254V253H119ZM129 254H131V255H133L131 252L129 253ZM151 254V253H150ZM9 255V254H8ZM137 255H139V254H137ZM147 255V254H146ZM168 255V254H167ZM179 255V254H178ZM235 255V254H234ZM239 255V254H238ZM19 256H20V254H19ZM152 256V255H151ZM170 256V255H169ZM181 256V255H180ZM236 256V255H235ZM245 256V255H244ZM18 257V256H17ZM23 257V256H22ZM138 257V256H137ZM146 257V256H145ZM155 257V256H154ZM171 257V256H170ZM174 257V256H173ZM206 257H207V255H206ZM10 258V257H9ZM26 258V257H25ZM178 258V257H177ZM231 258V259H230ZM152 259V258H151ZM155 259V258H154ZM174 259H175V257H174ZM236 259V258H235ZM244 259V258H243ZM11 260V259H10ZM130 260V259H129ZM134 261H135V259H133ZM180 260V259H179ZM230 260V261H229ZM12 261V260H11ZM26 261V260H25ZM150 261V260H149ZM18 262V261H17ZM243 262V261H242ZM11 263V262H10ZM14 263V262H13ZM27 263V262H26ZM29 263V262H28ZM144 263H146V262H144ZM16 264V263H15ZM31 264V263H30ZM140 264V263H139ZM150 264V263H149ZM165 264V263H164Z\"/></svg>",
  "mask_w": 264,
  "mask_h": 264
},
{
  "label": "clouds",
  "instance_id": "3",
  "mask_svg": "<svg viewBox=\"0 0 264 264\" xmlns=\"http://www.w3.org/2000/svg\"><path fill=\"white\" fill-rule=\"evenodd\" d=\"M172 135L181 145L182 170L175 172L174 163L166 176L151 179V187L166 190V198L174 200L186 218L192 215L191 201L184 196L188 188L194 189L199 204L206 209L233 202L242 187L237 164L216 149L211 139L201 135L194 126L181 125ZM177 177H181L179 182ZM40 193L46 205L63 201L59 186L51 181L42 185ZM20 209V222L14 234L18 237V249L25 250L23 261L30 260L32 264H116L102 243H89L85 251L81 247L85 240L70 239L71 226L56 213L46 211L44 207ZM99 227L103 232L100 224ZM249 264H264V238L258 241L253 238Z\"/></svg>",
  "mask_w": 264,
  "mask_h": 264
}]
</instances>
